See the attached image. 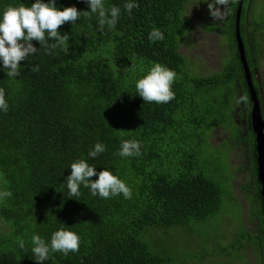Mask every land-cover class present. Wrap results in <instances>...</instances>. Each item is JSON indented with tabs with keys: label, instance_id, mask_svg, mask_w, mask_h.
Instances as JSON below:
<instances>
[{
	"label": "trees",
	"instance_id": "1",
	"mask_svg": "<svg viewBox=\"0 0 264 264\" xmlns=\"http://www.w3.org/2000/svg\"><path fill=\"white\" fill-rule=\"evenodd\" d=\"M239 1L230 4L226 19L213 21L206 14L202 22L204 31L217 33L226 46L221 68L213 73L200 71V53L182 50L196 29L193 18L187 16L188 6L204 0H104L106 7L121 9L114 29L100 32L95 14L90 19L81 17L74 25L65 23L58 30L70 36L68 51L51 49L48 55L33 41L39 50L21 61L19 77H8L0 61V88L5 89L9 105L6 113L0 110V192L12 193L0 200V264H38L32 253L33 235L50 243L52 234L62 227L80 236L79 251L67 256L51 253L44 264H176L173 247L161 240V231L187 229L192 222L208 220L220 212L225 194L241 203L234 186L233 191L230 188L237 168L231 164L232 177L227 175L222 182L217 178L222 166L215 163L218 149L210 137L216 127H227L226 120L237 131L236 140L228 138L232 152L241 148L240 143H249L248 148H241L253 163L239 167L251 174L243 189L251 192L253 207L264 215L250 126L251 92L237 45ZM34 2L0 0V16L10 5L30 7ZM128 2L139 5L131 14L123 7ZM55 3L60 10L73 6L90 10L84 0ZM254 6V0H243L240 35L262 105L264 81L256 67L264 48L251 21ZM257 26L262 28L264 20ZM154 28L164 34L163 41H149ZM155 63L177 73L172 86L175 99L168 103H144L136 91V82ZM35 65L39 72L30 70ZM219 90L225 98L216 110ZM234 92L233 107L229 94ZM242 96L247 101L238 103ZM239 104L249 122L245 137L235 121ZM123 140L140 141L142 155H116ZM98 142L106 151L92 158L88 153ZM200 146L210 154L203 157ZM80 159L97 172L111 171L130 187L132 198L122 194L94 197L82 185L79 197L69 196L66 177L71 164ZM256 216L257 235L245 234L258 245L260 259H264V218L258 210ZM243 236L231 244V249L239 250V258L247 245L238 242ZM228 250L224 247L220 254Z\"/></svg>",
	"mask_w": 264,
	"mask_h": 264
},
{
	"label": "clouds",
	"instance_id": "2",
	"mask_svg": "<svg viewBox=\"0 0 264 264\" xmlns=\"http://www.w3.org/2000/svg\"><path fill=\"white\" fill-rule=\"evenodd\" d=\"M89 6V11H79L76 7H66L63 10L57 8L55 0H35L30 7L23 4L19 6H8L0 16V61L6 74L10 78L21 75V61H26L29 56L38 52L33 41L40 44L46 54L51 55V49L60 48L62 51H68L69 34L61 35L58 30L65 23L74 25L81 17H88L93 14L98 17V30L103 32L105 28L114 29L117 25L121 9L115 5L110 8L105 6L104 0H84ZM208 5L209 14L213 21H220L227 18L231 12L230 4L237 0H204ZM218 6H223L221 7ZM124 9L131 14L137 3L128 2L123 5ZM149 41L155 43L165 39L164 34L157 28L150 31ZM54 41L53 43H49ZM32 72H39V66L30 68ZM177 79V73L166 66L155 63L147 75L136 82V91L143 99L144 103L164 104L175 99V93L172 90L174 81ZM246 102L247 97L242 96L239 102ZM9 105L6 101L5 89L0 88V110L5 113ZM141 142L138 140H123L120 150L116 155L121 157H134L142 155ZM106 151V146L102 143H96L94 150L88 155L92 158ZM71 174L66 177V184L69 190V196L79 197L81 185L90 189L92 196L103 199H109L118 195H123L125 199L132 198V190L124 181L119 179L111 171L103 169L99 172L86 160L80 159L73 162L70 166ZM98 177L92 180V177ZM10 191L0 192V200L11 197ZM80 236L65 228L55 231L50 243L46 242L39 235L32 237V253L38 264H44L50 258L51 253L61 252L67 256L70 252L76 253L80 248ZM19 247L24 249L25 244L22 239L18 240Z\"/></svg>",
	"mask_w": 264,
	"mask_h": 264
},
{
	"label": "rangeland",
	"instance_id": "3",
	"mask_svg": "<svg viewBox=\"0 0 264 264\" xmlns=\"http://www.w3.org/2000/svg\"><path fill=\"white\" fill-rule=\"evenodd\" d=\"M254 1L255 6L253 7V19H251V21L254 23L253 26L258 28L260 34L258 35V42L261 43L264 48V26L262 28L257 26L264 20V0ZM218 7H221V9L223 8V6ZM186 13L188 17L193 18L195 21L194 24L196 25V29L190 32L189 40L183 44L182 50L194 55L200 53L199 57L201 61L197 60L198 65L202 68L200 71H209L210 73L218 71L219 68H221L222 52L226 46L224 43H221V39L217 33L205 32L202 27V22L206 19V14L212 19L209 14L208 5L204 2H191ZM255 57H257V55ZM261 59V64L256 67V70L262 82L264 81V55ZM190 66L193 68L194 65L190 64ZM261 88L263 89V87ZM216 94L218 95V101L215 104V108L216 110H220L219 106L221 104H219V102L225 98V95L221 90L218 92L216 91ZM230 96L232 106L234 107V101L236 100L235 92L229 94V97ZM230 107L231 106H226L225 108ZM240 107L239 104L235 108L234 115L236 123L241 128V136L245 137L244 111ZM262 110L264 114V94H262ZM224 124L227 125V127H216L212 131L210 137L211 141L216 145L215 148L218 149V157L214 159L218 161H215V163H219V165L222 166V170L216 171L218 174L217 178L221 177L220 182H222L227 175H229L228 177H232V165L237 168L235 179L232 184L230 183V188L231 191H233L232 185L234 186V191L241 203L227 199V195L225 194L223 196L220 212L209 217L208 220L195 223L192 222L187 229L173 227L168 229L167 232L165 230L161 231V240L166 245L173 247L172 253L176 258V264H263L264 259L263 257V260L260 259L261 256L258 254V245L256 243L254 245L250 243V235L247 236V234H245L246 232L248 234L254 233V235H257L259 231L258 217L256 216L257 210L260 211V218H264L260 208L256 206L253 207L250 197L251 192L243 189V186L246 185L247 181L251 178L249 172L240 170L239 168L244 165V163H248L247 153L244 154V149H241L246 147V143H240L241 148H237L232 152V147L228 144L230 143L228 138H235L236 140L237 131L230 120H226ZM237 142L238 141H236V143ZM199 151H204L203 157L210 154V152L205 151L201 146ZM231 152L232 154L230 156ZM242 234H244V236L241 241L238 242L246 243L247 245L243 249L244 256L241 255L239 258V250L231 249V244ZM253 239H255V237H253ZM224 247L229 248L228 252L220 254Z\"/></svg>",
	"mask_w": 264,
	"mask_h": 264
},
{
	"label": "water",
	"instance_id": "4",
	"mask_svg": "<svg viewBox=\"0 0 264 264\" xmlns=\"http://www.w3.org/2000/svg\"><path fill=\"white\" fill-rule=\"evenodd\" d=\"M243 0L239 1V7L237 10V19H236V35H237V45L239 50V55L241 58V63L245 72V78L247 80L248 87L250 88V98L252 101V110H251V124L253 132L255 133L256 141V155H257V175L261 182V195L264 200V116L262 113V105L258 98L257 92L254 88L253 77L251 74V69L245 55V46L240 35V18L242 10ZM264 209V203H263Z\"/></svg>",
	"mask_w": 264,
	"mask_h": 264
},
{
	"label": "flooded vegetation",
	"instance_id": "5",
	"mask_svg": "<svg viewBox=\"0 0 264 264\" xmlns=\"http://www.w3.org/2000/svg\"><path fill=\"white\" fill-rule=\"evenodd\" d=\"M251 110H252V107H251ZM243 111H244V121H245V127H244V129H245V131L248 129V127H249V125H248V120H247V112H246V110H244L243 109ZM262 113H263V110H262ZM263 116H264V114H263ZM235 121H236V119H235ZM250 126H251V129H252V124H251V112H250ZM239 128H240V126H239ZM241 129V128H240ZM252 132H253V129H252ZM253 134H254V141H255V133L253 132ZM246 135H247V131H246ZM246 143V147L245 148H248L249 147V143L248 142H245ZM255 149H256V141H255ZM247 155V158H248V166L250 167L251 166V164H253V163H251V156L249 155V157H248V154H246ZM257 168H258V164H257ZM257 177H258V175H257ZM260 186H261V183L259 184ZM259 198H261L260 200H259V202L261 201V203H262V205H263V203H264V200H263V197H262V195H261V188H259Z\"/></svg>",
	"mask_w": 264,
	"mask_h": 264
}]
</instances>
